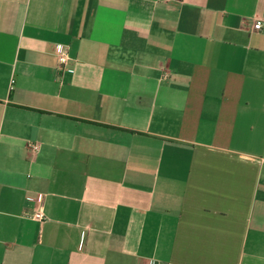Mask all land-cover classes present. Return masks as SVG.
<instances>
[{"label": "crops", "instance_id": "0c3cea01", "mask_svg": "<svg viewBox=\"0 0 264 264\" xmlns=\"http://www.w3.org/2000/svg\"><path fill=\"white\" fill-rule=\"evenodd\" d=\"M0 264H264V0H0Z\"/></svg>", "mask_w": 264, "mask_h": 264}, {"label": "built area", "instance_id": "2783aa9c", "mask_svg": "<svg viewBox=\"0 0 264 264\" xmlns=\"http://www.w3.org/2000/svg\"><path fill=\"white\" fill-rule=\"evenodd\" d=\"M263 28V22L262 21H256L254 24V29L256 31H260ZM70 62V58L68 56V54L66 52L62 53L59 56V64L60 67L62 68V73L66 74V73H73V71L68 68ZM166 77V76H165ZM28 148L33 152H38L40 150V145L37 143H30L28 145ZM32 218L38 222H44L46 220V216L44 213V206L43 204H41L39 206V208L36 210V212L33 214Z\"/></svg>", "mask_w": 264, "mask_h": 264}]
</instances>
